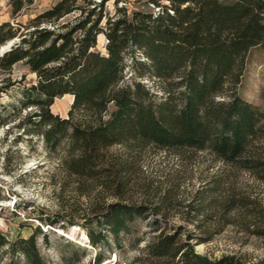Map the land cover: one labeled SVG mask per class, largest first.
<instances>
[{
	"label": "trees",
	"instance_id": "16d2710c",
	"mask_svg": "<svg viewBox=\"0 0 264 264\" xmlns=\"http://www.w3.org/2000/svg\"><path fill=\"white\" fill-rule=\"evenodd\" d=\"M34 1L9 0L13 20L0 23V48L14 41L0 54V95L24 80L13 76L17 63L35 73L22 89L21 107L31 109L18 127L63 152L61 164L81 193L97 186L114 198L101 207L99 225L118 236L143 213L122 198L136 154L149 146L242 157L264 178V109L239 94L250 51L264 47V0H153L156 13L118 7L114 14L105 12L107 0H58L17 20ZM67 94L73 101L62 116L51 107ZM117 146L127 153L112 152ZM178 228L155 234L135 264H247L196 251L198 235L182 237ZM87 230L93 246L106 238L102 229ZM6 250L47 264L35 233L10 239L0 231V264ZM101 261L97 255L95 264Z\"/></svg>",
	"mask_w": 264,
	"mask_h": 264
},
{
	"label": "rangeland",
	"instance_id": "374dc122",
	"mask_svg": "<svg viewBox=\"0 0 264 264\" xmlns=\"http://www.w3.org/2000/svg\"><path fill=\"white\" fill-rule=\"evenodd\" d=\"M57 1L35 0L17 20L26 22ZM118 7L129 13L160 9L153 0H107L105 12L114 14ZM6 19L13 20L9 0H0V21ZM106 43L100 34L98 48L103 52ZM13 76L24 80L0 95V231L10 239L35 233L47 264H95L97 255L102 256L100 264H135L155 234L173 233L180 226L182 237L198 235L191 240L195 250L210 258L230 254L247 264L264 260V178L249 160L189 147L149 146L139 151L122 201L143 205L144 210L115 236L98 224L101 207L114 198L97 186L81 193L78 181L61 164L63 152L51 150L42 136L28 135L18 127L31 109L21 107L22 89L35 83L36 75L17 63ZM143 81L157 91L153 80ZM239 94L264 109V47L250 51ZM72 101L70 94L56 98L51 109L67 116ZM111 151L127 153L122 146ZM51 221L56 222L50 225ZM88 227L102 229L105 240L91 245ZM1 264L29 262L24 254L6 250Z\"/></svg>",
	"mask_w": 264,
	"mask_h": 264
},
{
	"label": "water",
	"instance_id": "95a60500",
	"mask_svg": "<svg viewBox=\"0 0 264 264\" xmlns=\"http://www.w3.org/2000/svg\"><path fill=\"white\" fill-rule=\"evenodd\" d=\"M13 42H14V41H11V42H9L7 45L1 47V48H0V54H2L4 51L8 50V49L12 46Z\"/></svg>",
	"mask_w": 264,
	"mask_h": 264
},
{
	"label": "bare ground",
	"instance_id": "6f19581e",
	"mask_svg": "<svg viewBox=\"0 0 264 264\" xmlns=\"http://www.w3.org/2000/svg\"><path fill=\"white\" fill-rule=\"evenodd\" d=\"M200 251L201 250H203L204 249V245L203 244H201L200 246H199V248H198Z\"/></svg>",
	"mask_w": 264,
	"mask_h": 264
},
{
	"label": "crops",
	"instance_id": "0c3cea01",
	"mask_svg": "<svg viewBox=\"0 0 264 264\" xmlns=\"http://www.w3.org/2000/svg\"><path fill=\"white\" fill-rule=\"evenodd\" d=\"M9 7H10V6H9ZM11 15H12V14H11ZM6 20H9V19H6ZM6 20H2V21H0V23L3 22V21H6Z\"/></svg>",
	"mask_w": 264,
	"mask_h": 264
}]
</instances>
